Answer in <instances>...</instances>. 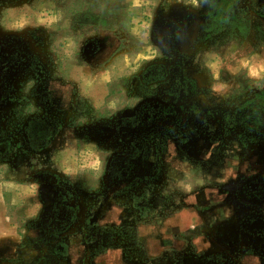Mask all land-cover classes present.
I'll return each instance as SVG.
<instances>
[{
  "label": "rangeland",
  "instance_id": "obj_1",
  "mask_svg": "<svg viewBox=\"0 0 264 264\" xmlns=\"http://www.w3.org/2000/svg\"><path fill=\"white\" fill-rule=\"evenodd\" d=\"M0 264H264V0H0Z\"/></svg>",
  "mask_w": 264,
  "mask_h": 264
}]
</instances>
